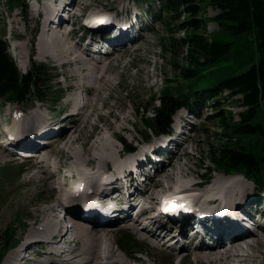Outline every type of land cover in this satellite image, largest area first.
Here are the masks:
<instances>
[{
	"label": "rangeland",
	"instance_id": "1",
	"mask_svg": "<svg viewBox=\"0 0 264 264\" xmlns=\"http://www.w3.org/2000/svg\"><path fill=\"white\" fill-rule=\"evenodd\" d=\"M77 1L78 0H68V3L70 4L72 2ZM83 1L84 3L78 4L77 7L79 10L83 9L84 12H86V15L93 12L105 13V11L108 10L109 7H112L111 12L108 13V15L111 17L114 16L115 12V14H118L119 11H124V9H126V11L128 12L129 10L131 12H133V10L139 11V13L142 14L139 20V25L136 27L135 32L132 33L133 35H128L131 37L133 36V40L136 39L135 36L142 37L133 42L131 47L128 46L130 43L128 42L126 44V48L128 49L127 53L124 54L118 61L117 59H115V56H109L110 65L112 67L111 73L108 74L110 81L106 85H104V89H102L103 91L101 93L100 98L94 101L95 108L93 110V113H91L88 122L86 124L82 122L80 123V121L77 123L76 128H78V132L76 133V135L79 137V140L77 141L75 146L78 147V150H87L92 146L91 143L94 140L98 139L99 137H102L103 135L110 140L111 144L115 147L116 150L120 151V143L110 137L114 133H116L118 137H124L126 141L131 142L132 145L137 146L143 135L141 137L140 134L137 133V128L140 127L139 129H141L140 125L142 123V120L140 116L138 117L135 115V108H138L140 106H142V108H150L149 112L147 113V116L153 115L151 108L154 107V105L156 104L152 103L150 98L152 96L157 97L160 89L164 87L165 84L162 82V80L165 77V73H167V75H173V70L170 66V58L165 55L163 56V53L160 51L162 39H167L166 28L161 20H164V18L173 17L168 14H163L160 16V7L158 1H154L148 6H142L140 4V1L136 0ZM54 2L56 1L54 0ZM5 3V0H0V15L2 14L0 20V33H3L4 31V36L7 42L8 38L11 37H17L18 39L15 42H13L12 40H9L8 42V52L11 57H13L12 59L15 62L14 64L17 70L20 73L26 72L29 65L28 59L30 55L35 51L33 59L36 62L44 63L52 68V72L48 76L50 78L52 77V80L49 84L51 88L46 90V94L50 98L45 101L33 102L30 99H25L23 103H0V136L4 137L5 135L4 133H2L1 124L3 122H8L9 124H12L14 121V118L11 116L10 113L12 110H18L22 112V114H24L19 120H16V122H22L24 120V116L26 115L27 119L29 113L37 109L38 106L40 108L38 109L39 112L48 116L49 114L50 116H54V118L48 121L49 123H56V126L51 127L54 129H58L59 126L57 125L59 121L66 117L67 114H70L74 111L73 107L71 106V102H67L66 99L70 97L69 94L77 90L76 87H74L76 79L74 77H70L65 80V78L63 77V74L68 73L72 68L69 65H61L57 61L55 62L51 59L41 57L36 53L37 49L35 46L39 47L36 42L41 34L40 24L39 20H36L38 15L33 13L31 9L30 0H25V3L27 5L26 13L21 12L19 10L20 8L18 7H15L11 12H9ZM32 3L34 4V2ZM45 8H48V5H46ZM75 11L77 12L78 10L74 9V12ZM205 13L203 14L205 17L213 18L215 15L218 14V11L215 10L213 7L209 6L208 8H206ZM154 15L156 16V19L153 17ZM117 16L122 15L119 14L116 15V17ZM183 18L184 17L182 15L180 22L183 21ZM178 23L179 22H176L175 20H169V24H171V29L175 30V37L184 38L185 33L182 30H176ZM70 24L74 28L77 38H80L81 40L82 33L80 29H78V27L76 26L74 17L70 21L69 25L66 26H70ZM207 30L211 33L216 32L218 30V25L215 23V21L208 20ZM8 31H11L10 36L8 35ZM50 34H52V32ZM83 38L87 37L84 36ZM253 38V33H245L239 38H233L234 53L232 54V56L222 61L220 65H218L221 69L227 71L228 77L244 72L251 65V63H249L248 61L249 54L247 52L241 53V50L242 44H245L248 48H253ZM72 41H77V39ZM88 43L90 45L91 42H86V40L84 41V44L86 46H88ZM78 45L79 47L81 46L80 44ZM12 46H17L15 50L20 52L19 59L17 56V52H14L12 50ZM235 51L236 53L238 52V54H235ZM181 57L182 59L186 58V49L184 47ZM62 92L63 94L61 98L57 101H54L53 97L61 94ZM77 94L79 96V103H77V106H82V104L85 103V99L94 98L91 93L87 94L86 92H83L79 89ZM238 98H240V95L229 98L224 102L226 111L231 112V114L235 118L234 120L236 121L238 119V114L245 109L244 106H242L237 100ZM89 111H91V108H89ZM200 113L201 114L199 115H194L193 113L185 109H180L176 113L177 115H180V118L182 116L185 117L183 120V132L185 134H181V136L178 137V141L180 143L175 146V150L171 149L170 151H167L164 150V147L159 148V150L162 152L161 154L166 158V160L165 162L156 165V175H152V169H148L147 166L142 169L143 172H145V175L147 176L148 185H152L153 180H156L158 178V174L163 166L169 167L168 162L171 160V158H173L174 161L179 159L181 162L187 163L186 167L189 171H191L190 180L197 181L200 178L207 179L206 166L210 165L206 157L207 144L210 141L214 145V147L217 148V133L219 131V128L217 127V124L212 120L211 116H209V114L211 113V108L209 106H202ZM118 114L125 115L129 120L128 123H118V121L116 120V116ZM142 116L143 119H147L145 114H143ZM98 118L99 120H97ZM72 121L74 122V117H70L61 126L72 128L74 124ZM120 125H126L125 127L127 129L122 130L120 128ZM171 131H174L172 126ZM60 133H62V131ZM149 135L151 136L150 139H152V141L162 140L163 138L161 136L158 138L153 137L151 133H149ZM43 136L51 135L36 136L33 142H35L36 140H39L41 143L43 141H46L44 139L45 137ZM184 137L187 138L184 139ZM172 147H174L173 144ZM40 149L41 148H39L38 150ZM88 156L89 155L87 153H84V157ZM53 158L61 161L64 164H71L70 155L62 154L59 152V150L53 151L50 159L53 160ZM46 163H48V161H46ZM33 170H35V163L33 160H26L22 157H19L15 154V152H9L4 148V146L0 145V250L4 245L2 239L7 236V234H2L5 224L8 223L13 225L16 222L18 223V230L14 236V240L17 242L15 247L16 249H18L22 242L24 245L25 238L27 235L29 236L30 231L35 226H38V223H41L45 217H47L48 213L46 214L42 210L48 205H55V196L57 194L56 183L54 181L55 176H48L50 171L48 167V173L43 174V176L45 177H43L44 180L35 181L34 183L27 184V181L29 180V175H31V172ZM125 170V168L121 169L122 173L126 174ZM4 171L6 173L5 175ZM225 173L226 172H224L223 170L215 169L211 180L221 177H243L242 175H229ZM116 178L117 177H115V180H117ZM243 183L245 186L242 188L245 189V194L243 195V197L246 198L248 201H252L253 198L256 199L255 193H257L256 191H261V188H253V184L246 179L243 181ZM196 186L189 188L190 190L182 192H191V196L193 199L195 198L197 193L200 192L199 189H196ZM143 190L145 191V187L143 188ZM168 192L169 189H167L164 194H161V196L166 195ZM242 199L241 201H235V203L239 204L238 202H241L240 204H242ZM216 202V200L212 201V203ZM197 203L203 205L205 202H202V200H200ZM205 204H208L209 207L211 206V203ZM135 206L136 205H134L133 207ZM248 209L251 212H258L259 214H261V217H257L258 220H261L262 218V222L264 224L263 205H261V207H258L256 204H252L248 207ZM60 213L61 212L59 211V214ZM83 222L91 223L89 221ZM125 224V222H119L117 224L115 223V225L120 227L121 229L117 234L109 236V242L114 251V256L110 260H108V262H111L110 264H116L111 260L118 256H120V258H122V260L126 264H206L201 261L195 262V255L196 253H199L200 250H198L197 247H192L191 244H189L188 249H184L181 252H168L167 250H162L153 243V240L150 237L151 235L147 232V230L142 229V231H140L138 229L140 228V224H137V229L140 232L136 229L135 231H133L131 228L128 227L129 224ZM168 226H173L175 230H178L179 227L178 224H173L170 222L166 223V228H169ZM247 229L255 231L253 227H248ZM137 232L143 234L146 233L147 237L143 239V237L137 235ZM213 232L215 231H212L211 233ZM260 232L262 235L257 234L256 236L261 239L262 246L254 252L255 254L258 253L259 255V257L256 259L257 262L255 261L254 264H264V229L260 230ZM123 238L127 239L123 241ZM32 242L34 243L26 247L31 248L33 246L37 249L34 252L35 254L32 253L31 256L27 259L26 264H67V260L55 263V260L53 259L55 257L53 256V254H51V256L49 254L51 251L49 250V247L47 249L46 247L43 248L42 246H39V243H43L41 240L35 238ZM4 247H7V244H5ZM71 247H74V245H71ZM75 247L77 248V246ZM10 250L11 249L6 252L5 256L2 259V263L5 262L6 258L9 255L14 254V258H16L15 249L13 248L11 251ZM134 251H140L136 259L128 257L124 253L126 252L128 254H133ZM260 253L263 254V257H260ZM23 254L24 252H21L20 255Z\"/></svg>",
	"mask_w": 264,
	"mask_h": 264
},
{
	"label": "trees",
	"instance_id": "2",
	"mask_svg": "<svg viewBox=\"0 0 264 264\" xmlns=\"http://www.w3.org/2000/svg\"><path fill=\"white\" fill-rule=\"evenodd\" d=\"M136 1L142 6L158 1L160 16L168 14L173 17L161 20L167 39H162L160 45L163 56L170 58L173 75L165 73L164 87L157 97L150 98L156 104L151 106L153 115L147 116L148 111L142 106L135 108L136 116L143 118L142 113L147 117L141 125L144 138L149 139V133L169 132L172 116L180 108L199 115L202 106L207 105L211 108L209 116L219 131L217 148L210 141L207 144L206 157L210 165L206 166V177L211 178L215 169L223 170L225 174L243 175L255 188L264 189V0ZM5 4L9 12L18 7L26 13L25 0H6ZM209 6L218 11L213 18L203 15ZM182 15L184 18L180 22ZM153 17L156 19L155 15ZM169 20L179 22L176 30H182L184 38L175 37ZM208 20L218 25L216 32H208ZM245 33L254 35V47L242 44L241 50V53L249 54L251 65L244 72L228 77L227 71L218 65L234 53L233 38ZM183 47L186 58L182 59ZM51 72L48 65L30 59L28 70L20 73L8 52L4 31L0 33V103L46 99V90L51 88L52 77H48ZM237 95H240L237 100L245 109L238 114L236 121L231 112L226 111L224 102ZM125 146L126 149L133 148L132 143ZM17 230V222L4 225L2 234L7 236L2 240L7 247L3 245L0 250V263L17 243L14 240ZM133 254L136 255L137 251Z\"/></svg>",
	"mask_w": 264,
	"mask_h": 264
},
{
	"label": "bare ground",
	"instance_id": "3",
	"mask_svg": "<svg viewBox=\"0 0 264 264\" xmlns=\"http://www.w3.org/2000/svg\"><path fill=\"white\" fill-rule=\"evenodd\" d=\"M80 3H84V1L80 0L78 4ZM57 4L58 3L55 2L54 6H57ZM109 8L111 9L112 7ZM45 9L46 12L50 10L49 8ZM66 24L69 25V23ZM59 33L52 32L50 35L44 33L40 34L36 42L39 47L35 46L37 49L36 53L41 57L51 59L55 62L57 61L61 65H69L72 68L68 73H64L63 77L65 80L70 77L76 79L74 87H76L77 92H72L69 94L70 97L66 99L67 102H71L74 111L67 114L66 117L59 121L57 125L59 126L58 129H54L51 126H56V123H49L48 121L52 119L50 114L48 116L39 112L38 109L40 108L38 106L37 109L29 113L27 119L25 115L22 122L15 121L13 127L9 128V131H3L5 136L2 138L7 139L6 134L9 133L16 134L17 132L14 133L13 130L19 128L22 132V136L18 139V147L34 149L33 151H26L27 155L30 157L37 156L36 158L31 159V161L33 160L35 163V170L29 175L27 184L44 180L45 177L43 174L48 173V167L50 169L48 174V176L50 175L49 177L54 176L56 172L58 173L55 166V160L50 159L54 150H59L62 154L70 155L71 165L80 174L79 179L81 181L87 182L93 180V178L98 175L104 176L106 171H109V174L104 180H111L113 176L116 177V172L122 173L121 169L125 168L126 173L129 171L127 169L128 163L126 161H118L117 156H119L120 151L115 149L108 138L102 135V137H99L91 143L92 146L90 145L91 147L89 149L82 150L83 152L78 150V147L75 146L79 140V137L76 135L78 132V128H76L77 123L79 121L84 124L88 122L90 115L95 108L94 101L100 98L104 85L110 81L108 77V74L112 71L110 60L109 58H106L104 60H108L104 61L85 56L83 54V49H80L78 45L81 40L77 39L73 27H71V31L63 32L62 34ZM76 39L77 41H72ZM85 40L86 39H83L82 42L84 43ZM90 40H92L90 42H97L93 37H91ZM87 45L89 46V43ZM127 50L126 44L120 47L115 54H113L115 59L118 61L127 53ZM78 89L87 94L91 93L94 98L85 99V103H83L82 106H77V103H79V96L77 94ZM89 108H91V111H89ZM70 117H74L72 128L61 126ZM116 120L120 124L121 122L128 123L129 121L128 118L122 114H118ZM125 126L120 125V128L126 130L127 128ZM61 131L62 133H60ZM181 134L185 133L182 132ZM40 135H51V137L46 138V141H43L42 143L39 140L33 142L34 138ZM112 137L116 140L118 138L116 133H114ZM5 141L7 140H3L2 143ZM39 148L41 149L38 150ZM84 153H87L89 156L84 157ZM46 161H48V163H46ZM186 165L187 163H183L179 159L174 161L173 158H171L168 162L169 167L163 166L158 174V178L153 180V184L146 186L145 194L148 196L150 207L153 211H156L155 205L158 204L160 198L159 194H164L167 189L170 191L177 188L175 192L180 193L182 191L190 190L189 188L197 185L195 181L190 180L191 171L187 169ZM51 166H53V169ZM243 177L234 176L229 178H216L212 181L213 185L207 192L200 191L192 200H194L199 207L202 206L197 203L200 200L205 203H212V201L216 200L217 204H219L220 201H223L222 209H225L227 206H230L229 204L231 202L238 200L241 201V199L244 198L243 195L245 194V189L242 188L245 187L243 181L246 178L244 177V179ZM116 179L118 180V177ZM109 183L110 181H107L105 184ZM238 203L240 204L241 202ZM137 204V202H134L127 212L121 211L118 214H114L117 217L113 219H104L100 213L99 215L93 214L91 216L83 217L81 215L82 207L74 203L66 211L67 215L65 217V223H62L61 218L56 213V205H48L42 210L44 213H48L47 217H43L44 219L42 222L38 223L39 225L35 226L30 231L29 236H26L24 245L22 242L19 249L15 251L16 258H14V254L9 255L2 264H26L27 259L36 249L33 251L31 250L32 252L27 254V256L25 254L20 255V252L26 251L27 249L30 251V248L26 246L33 244L34 242L32 241L35 238L43 242L39 243V246H42L43 248L46 247L47 249L49 247V250H51L49 254L50 256L53 254L55 257L53 258L55 263L67 260V264H110L111 262H108V260L114 256V251L109 242V236L119 232L121 228L116 226L115 223L117 224L123 221L122 218L128 216L129 210ZM221 212L222 211H220V213ZM160 213L162 214L165 212L161 210ZM257 216L260 215L254 214L253 220H258ZM140 217H143L145 221L153 224V226H156V222H158V220L153 219L154 217L148 216L147 213H141ZM83 221H89L91 223H85ZM138 221V218L131 221L128 227L133 231H135V229L142 231L143 226L140 227L141 229H137V224H139ZM68 226L73 229L72 235L70 236L71 238H68L67 241L65 240L63 242V247L60 246V251H58L56 245L61 242L64 236H66ZM236 228L237 227H234V229ZM172 229V227L163 229L162 226H159L158 224L156 232H158V235L162 236V238H169V241L178 242L176 233H174L172 237H169L173 232ZM232 229L224 227L222 233H214L213 238L216 240V244L201 241L197 247L200 252L196 253L195 262L201 261L206 264H254L259 257L258 253L255 254L254 252L262 246L261 239L256 235H262L260 230H263L264 228L257 232L248 230L245 226L239 225L236 233L231 234L230 232ZM151 230H154V228L152 227ZM139 232H137V235L143 237V239L147 237L146 233L143 234ZM42 236L47 237V239L43 240L39 238ZM150 237L153 239L152 235ZM202 237L203 236H201V238ZM183 239L184 240L179 247L180 252L189 247L187 237L185 236ZM65 245H67L68 248ZM71 245H74V247H71ZM75 246H77V248ZM31 248L34 247L32 246ZM260 254V257H263V254ZM111 261L116 264H126L120 256Z\"/></svg>",
	"mask_w": 264,
	"mask_h": 264
}]
</instances>
